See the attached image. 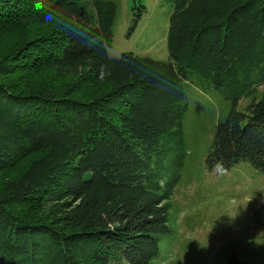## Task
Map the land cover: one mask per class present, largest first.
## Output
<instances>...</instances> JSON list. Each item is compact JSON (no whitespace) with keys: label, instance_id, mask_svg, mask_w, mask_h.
I'll return each instance as SVG.
<instances>
[{"label":"trees","instance_id":"trees-1","mask_svg":"<svg viewBox=\"0 0 264 264\" xmlns=\"http://www.w3.org/2000/svg\"><path fill=\"white\" fill-rule=\"evenodd\" d=\"M89 1L0 0V264H151L188 85L229 101L205 167L264 171V88L236 109L264 85V0H166V61L109 56L116 5Z\"/></svg>","mask_w":264,"mask_h":264},{"label":"rangeland","instance_id":"rangeland-1","mask_svg":"<svg viewBox=\"0 0 264 264\" xmlns=\"http://www.w3.org/2000/svg\"><path fill=\"white\" fill-rule=\"evenodd\" d=\"M116 14L111 57L132 52L166 61V31L172 11L166 0H111ZM92 11L89 0H77ZM141 10L135 24L133 13ZM264 85L241 97L243 111L258 99ZM187 110L182 119L183 154L178 178L167 199L169 232L157 240L151 264H225L234 255L245 264L264 263V171L245 161L214 171L204 165L214 126L229 110V101L215 90L185 87ZM124 264V263H118Z\"/></svg>","mask_w":264,"mask_h":264}]
</instances>
